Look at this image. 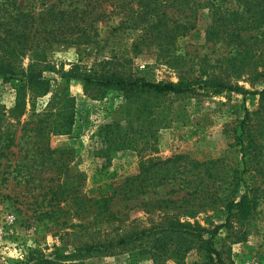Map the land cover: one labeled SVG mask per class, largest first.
Instances as JSON below:
<instances>
[{"label": "rangeland", "instance_id": "obj_1", "mask_svg": "<svg viewBox=\"0 0 264 264\" xmlns=\"http://www.w3.org/2000/svg\"><path fill=\"white\" fill-rule=\"evenodd\" d=\"M16 2L21 10L37 13L56 0ZM239 2L189 0L186 5L167 0L163 5L168 16L190 15L191 29L161 43L160 49L140 44L137 51L130 46L134 33L115 31L119 16L107 13L87 28L91 43L51 42L44 49L45 60L56 69L77 65L83 71H115L155 82L212 78L260 89L263 81L249 83L246 73L248 68L260 71L261 58L254 56L247 67V59L231 58L232 45L209 40L204 33L211 5L236 10L242 6ZM102 4L110 10L109 0ZM92 12L84 19H92ZM45 75L56 79L53 87L33 106L27 102L17 121L9 120L6 127L14 132L13 140H0V264H20L26 258L34 263L38 256L47 258V264H206L197 238L161 229L118 245L112 254L69 255L74 245L89 238L118 237L166 221L206 228L223 222L221 198L237 199L243 191L239 181L232 190V175L237 170L238 176L242 168L235 137L245 109L256 111L252 133L264 164V96L212 93L195 85L194 93L148 92L125 98L120 91L85 89L81 80L64 84L58 74ZM64 94L69 97L66 104L61 101ZM13 97V88L0 77V111L5 115ZM63 115L70 116L69 131L52 133ZM35 128L39 133L33 140ZM146 171L150 177L144 193L133 198L114 194L109 204L114 219L93 221L100 219L92 218L97 209L91 203L97 197L121 193L116 185ZM159 175L164 177L159 180ZM139 179L136 187L142 185ZM256 182L260 198L251 219L235 223L234 234L227 236L222 228L213 238L217 248L228 246L231 264H264V177L256 175ZM189 210L192 218L186 216Z\"/></svg>", "mask_w": 264, "mask_h": 264}, {"label": "trees", "instance_id": "obj_2", "mask_svg": "<svg viewBox=\"0 0 264 264\" xmlns=\"http://www.w3.org/2000/svg\"><path fill=\"white\" fill-rule=\"evenodd\" d=\"M16 1L0 0V77L4 82L9 83L14 91L13 103L8 113L5 115L4 112L0 111L1 141L13 140L14 132L9 133L6 127L10 123L9 120L17 121L23 114L27 102L33 106L37 99L47 94L53 87L56 79L48 78L45 75L48 72L58 74L60 82L64 84L70 79H77L83 82L85 89L88 87L113 89L120 91L125 98H128L131 94L148 92L153 94L194 93L195 85L202 90L211 89L212 93L227 90L249 94L251 95L250 99H253L255 95H258V99L264 96V29H261L264 23V10L259 9L260 0H255V2H252L253 0H240L239 3L243 7L241 6L240 9L236 10L223 9L220 8V5H211L209 23L204 29L207 39L225 41L232 45L234 56L231 58L235 59L240 56V59L244 61L247 59L243 63L245 66L250 67L249 61L254 56L261 58L260 71L248 68L249 70L246 73L248 74L249 83L257 80L263 81V86L255 90H248L236 83H227L224 80L212 78L198 79L196 83L195 81L183 80L180 77L176 82H155L146 80L141 76L115 71L105 72L101 69L83 71L77 65H71L66 70L62 67L56 69L54 65L45 60L44 49L51 42L91 43L93 38L88 33L87 28H92L93 24L107 13L119 16L117 24L113 27L115 31L123 29L127 33H134L130 43L134 51L138 50L140 44H143L146 48L150 44H154L160 49L161 43L185 35L192 27L190 15L175 19L168 16L164 9L167 0H109L110 10H107L106 6L102 4L104 0H68L66 4H64L66 0H56V2L45 5L37 13L21 10ZM178 1L173 0L176 4ZM182 1L186 5L189 4V0ZM210 4L208 2L206 7ZM88 7L93 12L92 19L87 21L84 17H88L91 12L87 9ZM251 8L253 10L250 12ZM245 12L250 13L246 14ZM163 55H167L168 58L173 57V54ZM24 57L27 58L26 63L23 62ZM59 85L60 83H56V86L59 87ZM61 101L66 104L69 97L64 94ZM255 112V110L248 112L245 109L239 122V133L235 138L242 168L238 171V176H236L237 170H235L236 172L232 175L234 182L231 183L232 190H235V185L238 181L241 182L243 191L237 199L221 198L224 208L223 222L214 224L211 228H206L198 223L188 221H166L161 226L156 225L147 230L126 232V234L118 237L106 235L103 238H89V240L74 245L73 254L69 256L78 253H84L88 256L93 253L100 255L112 254L111 252L118 245L140 240L141 237L147 236L155 229H161L178 231L197 238L200 241L202 256L206 264H231L228 257V246L217 248L214 246L213 238L222 228L227 232V236L234 234L235 223L250 220L259 202L260 192L256 175L264 177V164L263 159L260 157V149L257 147L256 136L252 133V121L254 119L252 115ZM70 127V116L63 115L61 122L52 128V131H54L52 133H67ZM38 133L39 130L35 128L34 132L32 129L30 137L34 140ZM34 143L36 144V141ZM56 150L46 148L48 152ZM243 175L245 176L243 177ZM138 176L142 185L136 187L135 180ZM149 177L147 171L145 173L141 172V174L137 172L136 175L129 176L121 184L116 185L122 194L112 191L111 195L103 194L97 197L91 203V206L97 209L92 218L100 219H93V221L104 223L112 221L115 216L114 212L109 209L112 196L115 194V196L122 195L123 197L126 196L125 198H133L139 192L144 193L148 187L147 180ZM161 177L164 176L159 175L158 179L160 180ZM187 213L190 214H186V216L193 217L191 210ZM204 234H207L208 237L205 238ZM56 255L61 256L62 254ZM35 260L33 263L26 258L20 264H47L50 262L43 256H38Z\"/></svg>", "mask_w": 264, "mask_h": 264}]
</instances>
